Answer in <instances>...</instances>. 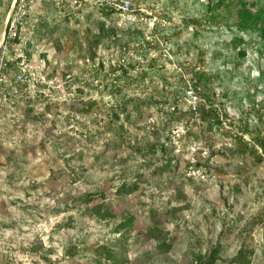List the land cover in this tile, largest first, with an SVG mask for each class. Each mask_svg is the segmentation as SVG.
<instances>
[{
	"label": "rangeland",
	"instance_id": "1",
	"mask_svg": "<svg viewBox=\"0 0 264 264\" xmlns=\"http://www.w3.org/2000/svg\"><path fill=\"white\" fill-rule=\"evenodd\" d=\"M12 1L0 40L11 11L26 46L0 53L30 83L0 97V264H264L262 34L236 24L264 0Z\"/></svg>",
	"mask_w": 264,
	"mask_h": 264
},
{
	"label": "built area",
	"instance_id": "2",
	"mask_svg": "<svg viewBox=\"0 0 264 264\" xmlns=\"http://www.w3.org/2000/svg\"><path fill=\"white\" fill-rule=\"evenodd\" d=\"M113 6H115L118 11H120V14L126 18L129 19L130 11L132 9L131 2L130 1H123L122 4L115 3ZM6 37L4 41H6V44L11 47H14L16 49L17 45L21 48L22 45L26 46V42L24 39L21 38V35L18 34L17 29L18 25L13 23L8 26ZM14 29L12 35L11 32ZM8 50L4 49L0 53V97L4 94L5 98V92H9L10 89L15 90L17 92V86H24L29 87L30 79H29V70L26 69L24 65L25 62V54H20L17 56H14V60L10 61V58L7 55ZM190 97L193 99L192 109L196 110V100L198 96L194 93V91H191ZM2 98H0V104H1ZM2 107L0 106V110Z\"/></svg>",
	"mask_w": 264,
	"mask_h": 264
},
{
	"label": "trees",
	"instance_id": "3",
	"mask_svg": "<svg viewBox=\"0 0 264 264\" xmlns=\"http://www.w3.org/2000/svg\"><path fill=\"white\" fill-rule=\"evenodd\" d=\"M207 8L209 9V6H207ZM106 10L107 11L109 10L111 13L120 12V11H118V9L115 6L107 8ZM237 18H238V21H237L236 24L241 30H244V29H257L258 31L261 32L262 39H261L260 50L262 52H264V25H263L264 19L262 17V14L261 13L260 14L256 13V11H253L250 7H248V6H246L244 4V6H241L240 9L238 10ZM105 31H106V25H105V22L102 21L101 22V26L99 27V33H98V35H96L97 44L101 42ZM115 34H116L115 29L113 27H109L108 35L113 36L115 38V36H116ZM234 40L236 41L237 39H234ZM241 54L245 55V52L242 51ZM113 115H114L115 118H117V120L119 119V116L117 115V113H113ZM117 130H118L119 133L122 134L124 132V130H125L124 124L123 123H119V126H118ZM162 168L166 170L167 167L163 166ZM134 186L135 185H133L132 189H127L126 192L127 191L128 192L129 191H133L136 188ZM125 189H126V185H123L121 187V190H125ZM94 208H92L91 210L96 211L97 214L100 215V210H95ZM150 213L154 215V209H151ZM126 219H127V223H121L120 226H124L126 224H132L133 220H134V217L133 216H128ZM147 229L149 230V232L152 233V237L153 238H155V239H163L164 231L162 229H160L158 227V225H149V226H147ZM153 232H155V233H153ZM242 253H243V251H240L238 253L237 257H236V260L239 261V262L242 261ZM215 255H216V251L214 252L213 257ZM107 258L109 260L112 259L115 262V254H111L110 253L109 255H107Z\"/></svg>",
	"mask_w": 264,
	"mask_h": 264
},
{
	"label": "water",
	"instance_id": "4",
	"mask_svg": "<svg viewBox=\"0 0 264 264\" xmlns=\"http://www.w3.org/2000/svg\"><path fill=\"white\" fill-rule=\"evenodd\" d=\"M16 1H17V0H13V1H12L11 8L14 7ZM10 12H11V11H10ZM10 12H9L8 15L6 16V19H5V22H4V32H3L2 39H1V41H0V46L2 45V43L4 42V39H5V37H6L7 27H8L9 19H10Z\"/></svg>",
	"mask_w": 264,
	"mask_h": 264
},
{
	"label": "bare ground",
	"instance_id": "5",
	"mask_svg": "<svg viewBox=\"0 0 264 264\" xmlns=\"http://www.w3.org/2000/svg\"><path fill=\"white\" fill-rule=\"evenodd\" d=\"M1 41V40H0Z\"/></svg>",
	"mask_w": 264,
	"mask_h": 264
}]
</instances>
